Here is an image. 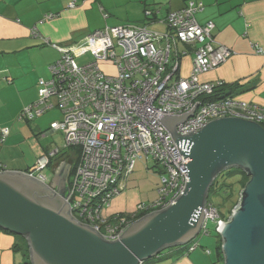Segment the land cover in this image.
<instances>
[{"label":"built area","instance_id":"obj_1","mask_svg":"<svg viewBox=\"0 0 264 264\" xmlns=\"http://www.w3.org/2000/svg\"><path fill=\"white\" fill-rule=\"evenodd\" d=\"M77 1L72 0L69 7H76ZM202 8V3L191 0L181 9L169 11L163 20L168 26L165 34L155 33L147 24L106 26L89 33L83 44L61 47L52 43L61 55L49 65L50 77L39 79L38 100L24 111L23 116L33 118V110L38 114L53 107L61 110L62 119L52 122L50 128L62 130L63 148L74 152L69 154L74 166L70 176L71 214L108 239L118 238L139 213L171 205L186 189L189 177L184 163L189 158L180 152L160 121L162 117L188 113L197 103L194 115L177 126L179 134L197 132L209 121L223 117L243 118L264 127L261 106L225 94L220 90L225 83L222 80L200 79L233 53L216 41L212 20L198 22L196 13ZM55 16L49 14L45 19ZM104 17L108 15L104 13ZM90 52L92 61H77ZM185 56H190L191 65L189 74L183 75ZM100 60H113L117 73L106 74ZM8 134V128L0 129V141ZM60 149L43 154L27 173L50 184L51 158ZM139 160L157 166L163 174L160 198L149 204L140 202L130 213L112 217L102 214L126 189ZM4 170L0 164V171ZM205 215L206 231L209 219L217 220V231L226 221L213 205L206 207Z\"/></svg>","mask_w":264,"mask_h":264},{"label":"water","instance_id":"obj_2","mask_svg":"<svg viewBox=\"0 0 264 264\" xmlns=\"http://www.w3.org/2000/svg\"><path fill=\"white\" fill-rule=\"evenodd\" d=\"M196 106L188 113L159 119L189 158L184 163L186 189L171 205L146 214L118 238L108 239L71 214L72 171L66 156L61 163L67 166H52L50 184L24 171H0V230L27 240L32 264H144L167 249L198 246L210 189L220 175L236 168L249 179L217 231L224 264H264V127L223 117L197 132L179 134L177 126L194 115Z\"/></svg>","mask_w":264,"mask_h":264},{"label":"crops","instance_id":"obj_3","mask_svg":"<svg viewBox=\"0 0 264 264\" xmlns=\"http://www.w3.org/2000/svg\"><path fill=\"white\" fill-rule=\"evenodd\" d=\"M71 1L0 0V129H9L8 136L0 141V163L5 170L27 172L46 153L35 134V138L30 139V142L34 140L36 149L35 162L27 158L21 160L23 152L11 154V147L24 141V136L17 134L15 126L12 131L11 126L15 121L20 122L23 125L22 134H25V119L34 120L43 114L33 110V118L28 114L23 116L24 111L39 98V79L50 77L48 67L61 55L60 49L52 43L61 47L73 43L83 44L86 35L102 29L99 21L103 9L99 5L113 7L107 0H78L76 7H68ZM190 1L183 0L174 6L170 5L167 13L181 9ZM195 1L203 4V8L196 13L198 22L203 24L213 20L216 41L233 52L224 63L201 74L200 79L234 84L233 89H226L227 93L264 109V0ZM161 10L153 8V16ZM49 14L56 16L45 19ZM81 16L85 19L82 23L79 21ZM94 18L98 20L97 23H92ZM79 39L80 42L77 41ZM188 62V66L191 65V58ZM189 71L190 67L188 74ZM54 108L57 107L51 109ZM68 152H64L62 157ZM136 179L137 171L134 170L127 179L126 189L112 199L105 215L112 217L136 209L143 199L142 186ZM20 239L15 234L0 230V264H25V255L16 247ZM202 245L198 242V246L190 250L189 246L170 248L147 264H224V258L218 250L214 252Z\"/></svg>","mask_w":264,"mask_h":264},{"label":"rangeland","instance_id":"obj_4","mask_svg":"<svg viewBox=\"0 0 264 264\" xmlns=\"http://www.w3.org/2000/svg\"><path fill=\"white\" fill-rule=\"evenodd\" d=\"M183 0H107L109 5L113 7L108 8L107 6L99 5L102 7L101 11V19L100 25L101 28L109 26H122V25H143L147 24L148 29L154 31L158 34H165L168 31L167 23H164V19L167 16V10L170 5H176ZM145 3L147 5L145 6ZM69 7V6H68ZM147 7V8H146ZM146 8V10H145ZM162 9L156 16L155 21H151L148 18L151 16H147L152 13V9ZM104 13L111 14L108 18H104ZM91 17V14H90ZM84 17H79V21L82 23L84 21ZM92 23H97L98 20L94 18L91 20ZM88 35H86L85 39ZM78 38V37H77ZM76 41V40H75ZM80 42V39L77 40ZM228 48V47H227ZM190 56H185L182 58V74H188V70L190 65L188 66V61ZM91 52L88 54H84L77 58L79 63H85L88 61H92ZM100 68L108 75H115L117 73V66L113 60L99 61ZM62 112L61 110L54 108L46 111L40 116H36L35 119H25V124L27 125V132L23 133V125H20V122L15 121L11 126V130L13 131L14 126L16 127L17 134L19 136H24L22 139L23 143H17L11 147V154H24V157L21 160L31 159V161L35 162L37 160L36 149L34 147V140L30 142V139L35 138V134L39 137V142L43 149H45L46 153H50L56 147L63 148L64 147V132L62 130L53 131L50 126L53 120H61ZM21 128V132L19 130ZM51 130L53 132H51ZM21 139V138H19ZM73 155V151H69L68 155ZM69 155V158L73 161L72 157ZM54 157H52V160ZM135 171H137L138 182L142 186L143 199L141 200L144 204H149L151 202L157 201L161 194L159 192V188L161 186L163 174L160 173L159 168L156 166L153 168L146 161H137L135 163ZM49 173V172H47ZM220 181L224 180V176L219 177ZM226 185L220 187L218 191H214L209 196V201L213 204L214 208L218 209L220 214L230 216L232 210L237 206L240 192L242 190V185L246 184L248 181V176L246 174L241 175L237 172H232L230 176L226 178ZM226 189L228 191H226ZM139 203L137 204V206ZM231 210V212H230ZM227 216V218H228ZM217 220L209 219L207 222V231L203 230L202 233L197 237V241L200 244H203L207 247H210L214 252L217 250L218 245V234L216 230ZM19 236V235H18ZM23 238V237H21ZM24 239V238H23ZM221 240V238H220ZM169 250V249H167ZM160 254L159 256L163 255ZM157 256V257H159ZM155 257V258H157ZM152 260V259H150ZM150 260L144 262L147 264Z\"/></svg>","mask_w":264,"mask_h":264},{"label":"trees","instance_id":"obj_5","mask_svg":"<svg viewBox=\"0 0 264 264\" xmlns=\"http://www.w3.org/2000/svg\"><path fill=\"white\" fill-rule=\"evenodd\" d=\"M213 21V20H212ZM224 86V87H223ZM223 87V88H222ZM221 88L222 89H220V90H222V92H224L225 94H230V93H227L226 92V89H233L234 88V84H232V85H227L226 83H224L222 86H221ZM60 152H58L57 154L58 155H62L64 152H67L68 151V149H66V148H61L60 150H59ZM68 154V153H67ZM67 154H65V155H67ZM54 158H55V156H54ZM52 159V158H51ZM1 164V163H0ZM74 167V166H73ZM232 172H237V173H240L241 175H244V173H241L239 170H236V168H233V169H230V170H228V171H226L225 173H223L222 175H220V176H224V180L223 181H220L219 180V177H218V179L215 181V183L212 185V187H211V189H210V194L212 193V192H214V191H218V189L220 188V187H223L224 188V186L226 185V178L228 177V176H230L231 175V173ZM249 179V178H248ZM242 187H244V184L242 185ZM226 191H228L227 189H226ZM208 204H212L210 201H209V199H208ZM106 211V209L105 210H103L102 211V214H104V212ZM230 212H231V210H230ZM146 214H148V213H145V212H141V213H139V215L137 216V218H136V220H138V219H140V218H142L143 216H145ZM107 216V215H106ZM228 215H225V217H227ZM133 223V222H132ZM20 238H21V236H19ZM218 237H219V239H218V245H217V250H218V253L223 257V255H222V250H221V240H220V236L218 235ZM186 246H188V245H186ZM185 246V247H186ZM203 247H204V245H202ZM16 247L20 250V251H22L23 252V254L25 255V257H26V260H25V264H32L31 263V261H30V250H29V245H28V242H27V240L26 239H23V238H21L20 240H19V242H17L16 243ZM188 248V247H187ZM188 250H190V246H189V249Z\"/></svg>","mask_w":264,"mask_h":264},{"label":"flooded vegetation","instance_id":"obj_6","mask_svg":"<svg viewBox=\"0 0 264 264\" xmlns=\"http://www.w3.org/2000/svg\"><path fill=\"white\" fill-rule=\"evenodd\" d=\"M56 157H57V159H53L52 161H53V163H52V165H54V164H56V165H63L64 167L65 166H67L66 164H62L61 162H63V161H65L66 159H65V156L64 157H62V155H58V154H56L55 155ZM60 156V157H59ZM70 163H71V160H70ZM73 170V164L71 163V170L70 171H72ZM72 173V172H71ZM49 184V183H48ZM74 215H77V213H75L74 212Z\"/></svg>","mask_w":264,"mask_h":264},{"label":"clouds","instance_id":"obj_7","mask_svg":"<svg viewBox=\"0 0 264 264\" xmlns=\"http://www.w3.org/2000/svg\"><path fill=\"white\" fill-rule=\"evenodd\" d=\"M54 150V149H53ZM209 199V198H208ZM208 205H213V204H208ZM207 205V206H208ZM226 220L228 219L227 217H225V215H222ZM229 217V216H228ZM196 242H197V240H196ZM198 243V242H197ZM194 244L195 243H192V244H189L188 246H190V248L192 247V246H194Z\"/></svg>","mask_w":264,"mask_h":264},{"label":"bare ground","instance_id":"obj_8","mask_svg":"<svg viewBox=\"0 0 264 264\" xmlns=\"http://www.w3.org/2000/svg\"><path fill=\"white\" fill-rule=\"evenodd\" d=\"M69 162V161H68Z\"/></svg>","mask_w":264,"mask_h":264}]
</instances>
